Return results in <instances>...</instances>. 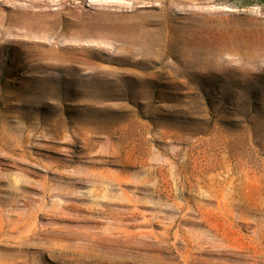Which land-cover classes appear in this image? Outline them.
I'll use <instances>...</instances> for the list:
<instances>
[{
    "label": "rangeland",
    "instance_id": "obj_1",
    "mask_svg": "<svg viewBox=\"0 0 264 264\" xmlns=\"http://www.w3.org/2000/svg\"><path fill=\"white\" fill-rule=\"evenodd\" d=\"M0 264H264V0H0Z\"/></svg>",
    "mask_w": 264,
    "mask_h": 264
}]
</instances>
